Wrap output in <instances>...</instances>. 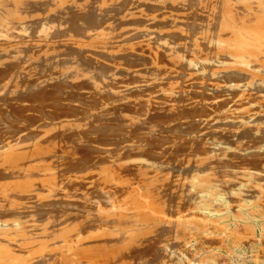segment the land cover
Segmentation results:
<instances>
[{"label":"bare ground","instance_id":"1","mask_svg":"<svg viewBox=\"0 0 264 264\" xmlns=\"http://www.w3.org/2000/svg\"><path fill=\"white\" fill-rule=\"evenodd\" d=\"M253 92L264 0H0V264H175L212 183L152 143ZM244 111L249 134L264 127Z\"/></svg>","mask_w":264,"mask_h":264},{"label":"rangeland","instance_id":"2","mask_svg":"<svg viewBox=\"0 0 264 264\" xmlns=\"http://www.w3.org/2000/svg\"><path fill=\"white\" fill-rule=\"evenodd\" d=\"M193 5L194 2L189 1L187 6L183 8L186 16L189 17L194 7ZM156 10L160 12V8L154 11ZM161 10H163V7ZM206 15L207 14H204L206 19L205 17L196 19L195 22L197 25L202 26L204 23L202 27L205 28L210 24L211 21ZM197 34L196 31L191 32L189 37L192 38L191 36H197ZM206 77V72L199 73L197 76L198 79H206ZM207 82L209 83L210 81L207 80ZM216 93L220 94L219 92ZM216 96H218L217 102L223 110L219 111V114L214 113L215 117L214 114H212L207 117L208 119H203L200 128L199 126L195 128L196 133H193V130H195L194 128H190L185 134L176 135L179 136V138L173 139L174 141L165 142L164 140H157L152 143L154 147L158 144V155L160 157L170 161L178 167L175 171L190 164L202 170L201 177L212 183L210 194L200 192V196L205 200L211 199V203L206 207L198 205V207L195 206V208H190L188 210L192 224L186 234L187 237H185L181 243L175 245L178 257L175 256L171 262L175 264H264V127L256 129L249 134L248 130L251 129L250 124H246L245 128L241 125L246 116L244 108L250 107L254 112L260 114L261 112L264 113V93L253 92L250 96L252 102L249 100L243 103L236 100L238 97L234 98L228 95L224 97L222 94ZM232 100H234V102ZM236 103L237 105H235ZM231 104L233 106L235 105V108L232 107ZM187 106H189V109H196L195 105L192 103H189ZM201 106L205 107L204 104H201ZM227 110H229V112ZM239 119L240 121H238ZM177 122L178 121H176V123ZM222 123L226 124L223 125ZM250 123H254L253 120L250 121ZM226 127L229 128V130ZM243 130H246L245 133L248 135L245 136ZM219 133L221 134L219 135ZM215 135H219L217 138L229 137L231 139L233 137L230 141L231 144H226L227 146L216 144L214 141ZM111 136H113V138H120L116 134ZM233 143V146H235L234 148L232 146ZM236 144L240 147H236ZM152 145L150 144L151 147ZM165 149L168 150L166 151ZM217 152L223 154H219L220 156L216 158V155H213V153ZM206 157L210 159H206L204 163L203 161ZM206 167L213 170V176L209 175L208 177L209 171ZM258 167H261L260 169H263V172L257 170ZM174 174L179 175L177 176L178 178H182L180 172H174ZM219 189H223L226 192V196L223 195L225 197L220 196ZM234 198L236 199L235 201H233ZM171 254L174 255L175 252Z\"/></svg>","mask_w":264,"mask_h":264}]
</instances>
